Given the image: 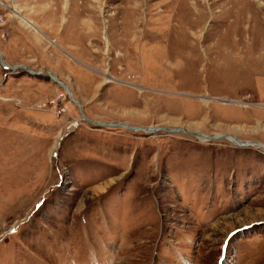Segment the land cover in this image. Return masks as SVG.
I'll use <instances>...</instances> for the list:
<instances>
[{"label": "rangeland", "instance_id": "1", "mask_svg": "<svg viewBox=\"0 0 264 264\" xmlns=\"http://www.w3.org/2000/svg\"><path fill=\"white\" fill-rule=\"evenodd\" d=\"M16 25L60 64L0 60V264H264V0H0Z\"/></svg>", "mask_w": 264, "mask_h": 264}, {"label": "crops", "instance_id": "2", "mask_svg": "<svg viewBox=\"0 0 264 264\" xmlns=\"http://www.w3.org/2000/svg\"><path fill=\"white\" fill-rule=\"evenodd\" d=\"M44 14L46 19H42L39 21L37 18H34L32 22L34 26L35 25L37 26L40 32H44L48 35L49 38L52 39L55 38L57 40L58 46L61 47L64 50V54H66L65 55L66 57L63 54L59 55L63 57L61 59L62 60L61 63H63V65H67V64L70 65L71 68L77 73L79 72V70L77 69L75 64L77 65L81 63L84 64L86 67H88L89 65L88 63L90 59H87L82 55V53L78 51L77 47L80 44V42L78 43L77 41L78 39L76 37L74 39L71 38L74 29L76 27L73 21V17H71V19L65 25L62 35H59L58 37L56 33L57 24L61 22L60 21L61 17H59V12L58 11L55 12L54 10L51 9ZM52 19L54 21H52ZM15 27L18 34H14V36L5 40V42L2 41V37L0 34V54L4 57L7 63L11 65H22L23 63H26L28 65L36 64V66H43L46 68L59 67L60 64L59 62H56V66H53L54 65L53 60L51 59L52 55H50L52 53H57V52L50 50L48 48V45L46 46L45 44L46 41L43 38H41V36L38 34L39 31L37 32L35 30L34 31L30 30L29 28L27 29L26 26L24 30H20V28L22 27H19L18 25H16ZM48 37L46 36L45 38L49 41H52ZM85 37H89V35ZM87 43H88V39L87 41H85L84 44ZM14 75H18V74L15 73L13 74V76ZM56 76H59V74H57Z\"/></svg>", "mask_w": 264, "mask_h": 264}, {"label": "water", "instance_id": "3", "mask_svg": "<svg viewBox=\"0 0 264 264\" xmlns=\"http://www.w3.org/2000/svg\"><path fill=\"white\" fill-rule=\"evenodd\" d=\"M3 66H4V68H6V69H11L10 67H8V66H6V65H4V63H3ZM27 72L29 73V74H31V75H33V76H38V75H40V74H42V73H44V74H46L56 85H58L60 88H62L63 90H66V92L68 93V95H69V97H70V99H71V101L75 104V105H77V106H79L81 109V112H82V114H83V116L85 117V115H84V111H83V107H82V105L78 102V101H76L74 98H73V96H72V92H71V90H70V88L67 86V85H65L64 83H62V82H60L59 80H58V78H57V76L56 75H54L53 73H51V72H45V71H38V72H35V71H31V70H27ZM221 101H223V102H225V101H227V100H223V99H220ZM87 120V119H86ZM94 124H96L97 126H100V127H103V126H105L104 124H102V123H100V122H93ZM119 126H123V127H125V128H127L128 130H140V129H138V128H132V127H129V126H127L126 124H120ZM146 130H148V131H150V132H154V129L152 130V129H150V128H145ZM159 130H164L163 128H159ZM169 132H172V133H174V132H177L178 130H175V131H173V130H168ZM204 136V135H203ZM222 138H228L227 136H223ZM211 139H219V137H214V138H211ZM233 140L236 142L235 143V145H238V146H242V147H246V146H250L251 145V143H248V142H243L242 140H240V139H238L237 137H233ZM254 145H257V146H261V147H263L264 148V146L261 144V143H256V142H254L253 143Z\"/></svg>", "mask_w": 264, "mask_h": 264}, {"label": "bare ground", "instance_id": "4", "mask_svg": "<svg viewBox=\"0 0 264 264\" xmlns=\"http://www.w3.org/2000/svg\"><path fill=\"white\" fill-rule=\"evenodd\" d=\"M31 26H32V24H31ZM0 60L2 61V62H5V59L3 58L2 59V57L0 56ZM6 63V62H5ZM7 66V65H6ZM12 70V69H11ZM58 78V77H57ZM59 80V79H58ZM60 81V80H59ZM61 82V81H60ZM58 86V85H57ZM59 87V86H58ZM71 90V89H70ZM66 91V90H65ZM71 92H72V96H73V98H74V95H73V91L71 90ZM67 93V92H66ZM67 95H68V93H67ZM69 96V95H68ZM70 98V97H69ZM71 100V99H70ZM74 104V103H73ZM75 105V104H74ZM77 106V105H76ZM79 107V106H78ZM83 107V106H82ZM80 108V107H79ZM81 109V108H80ZM116 127V126H115ZM153 130V129H152ZM158 130H154V132H157ZM154 132H151V133H154ZM205 137V136H204ZM230 137H228V139H229ZM233 137H231V140H233L232 139ZM233 143L235 144L236 142L233 140ZM238 146V145H237ZM250 146H254V145H250ZM257 146V145H256ZM242 147V146H241ZM246 147H248V146H246ZM261 147V146H260ZM262 149H264L263 147H261Z\"/></svg>", "mask_w": 264, "mask_h": 264}]
</instances>
